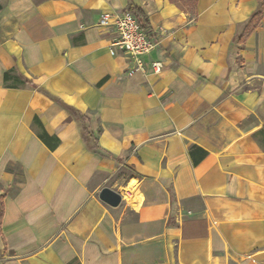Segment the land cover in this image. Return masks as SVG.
I'll return each mask as SVG.
<instances>
[{"label": "crops", "instance_id": "obj_1", "mask_svg": "<svg viewBox=\"0 0 264 264\" xmlns=\"http://www.w3.org/2000/svg\"><path fill=\"white\" fill-rule=\"evenodd\" d=\"M127 2L0 0V264H264L258 1L133 0L143 69L98 24Z\"/></svg>", "mask_w": 264, "mask_h": 264}, {"label": "built area", "instance_id": "obj_2", "mask_svg": "<svg viewBox=\"0 0 264 264\" xmlns=\"http://www.w3.org/2000/svg\"><path fill=\"white\" fill-rule=\"evenodd\" d=\"M98 24L103 28L112 27L114 30V37L109 45L111 54H125L135 68L143 69L147 66L144 56L149 54L157 43L149 37L142 24L131 12L103 11ZM149 67L154 74H159L163 64L155 60L149 63Z\"/></svg>", "mask_w": 264, "mask_h": 264}, {"label": "trees", "instance_id": "obj_3", "mask_svg": "<svg viewBox=\"0 0 264 264\" xmlns=\"http://www.w3.org/2000/svg\"><path fill=\"white\" fill-rule=\"evenodd\" d=\"M170 2L174 3L178 8L182 11L190 14L193 19L195 20L197 15V1L198 0H169ZM258 6L256 10L250 15L248 21L244 24L241 32L234 37V40L243 43L251 34V32L260 24L262 17L264 16V0H257ZM127 11L131 12L142 24L143 27L148 26V21L146 19V15L143 10L134 4L133 0H128L127 2ZM7 73H4V77L6 78ZM73 116L78 118L82 123V136L83 138L87 139L91 137V133L86 124V118L79 114L78 112H74L71 110ZM1 206H0V215H1Z\"/></svg>", "mask_w": 264, "mask_h": 264}, {"label": "water", "instance_id": "obj_4", "mask_svg": "<svg viewBox=\"0 0 264 264\" xmlns=\"http://www.w3.org/2000/svg\"><path fill=\"white\" fill-rule=\"evenodd\" d=\"M98 197L102 202L111 207H116L121 202L120 193L109 187L101 188L98 193Z\"/></svg>", "mask_w": 264, "mask_h": 264}, {"label": "rangeland", "instance_id": "obj_5", "mask_svg": "<svg viewBox=\"0 0 264 264\" xmlns=\"http://www.w3.org/2000/svg\"><path fill=\"white\" fill-rule=\"evenodd\" d=\"M191 16V15H190Z\"/></svg>", "mask_w": 264, "mask_h": 264}]
</instances>
